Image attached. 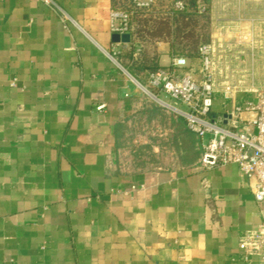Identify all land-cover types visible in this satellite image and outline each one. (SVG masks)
Wrapping results in <instances>:
<instances>
[{
    "label": "crops",
    "instance_id": "crops-1",
    "mask_svg": "<svg viewBox=\"0 0 264 264\" xmlns=\"http://www.w3.org/2000/svg\"><path fill=\"white\" fill-rule=\"evenodd\" d=\"M49 1L0 0V264H245L239 239L260 222L247 179L202 169L195 134L135 82L174 55L198 73L174 45L173 0L129 43L111 41L124 0ZM204 1L201 43L262 73L264 0ZM231 105L214 94L213 112Z\"/></svg>",
    "mask_w": 264,
    "mask_h": 264
},
{
    "label": "built area",
    "instance_id": "built-area-1",
    "mask_svg": "<svg viewBox=\"0 0 264 264\" xmlns=\"http://www.w3.org/2000/svg\"><path fill=\"white\" fill-rule=\"evenodd\" d=\"M42 1L50 3L49 0ZM156 1L124 0L110 13L112 33L128 34L131 39L137 32V18L146 17ZM190 1L173 0L171 12L198 15L207 12L204 0H194L193 4ZM62 20L67 18L63 15ZM227 48L212 42L201 43L197 48V74L192 66L188 67L185 56L174 55L168 66L148 72L144 82H135L146 98L171 110L174 117L182 118L187 130L195 134L201 150L197 164L202 169L232 164L247 179L259 208L260 222L254 229L243 233L239 248L245 264H264V92L248 90L254 94V99L238 105L234 98L243 89L238 90L227 81L218 84L217 75L227 76L234 71L230 64L236 59L229 58L225 52ZM218 91L232 101L231 107L222 113L213 112L214 94ZM161 95L182 105L185 110L167 104Z\"/></svg>",
    "mask_w": 264,
    "mask_h": 264
},
{
    "label": "rangeland",
    "instance_id": "rangeland-1",
    "mask_svg": "<svg viewBox=\"0 0 264 264\" xmlns=\"http://www.w3.org/2000/svg\"><path fill=\"white\" fill-rule=\"evenodd\" d=\"M194 0H191V4H193ZM193 7V6H191ZM189 14V13H188ZM207 12L199 17H185L180 18L179 22L180 26H182L181 31L179 32L178 40L175 41V46L178 49H181L184 52V55L191 54L197 52V48L199 47L201 42H205V38L207 35ZM148 16L138 17L140 20H147ZM162 22V21H157ZM141 35H148L149 32L146 29H141ZM223 58L220 60L222 63ZM253 60L242 59V60H233L230 64L231 68L234 69L232 73H229L227 76L217 75L216 79L219 85H222L223 82L227 81L232 86H236L238 90H257L259 92H264V71L259 74L255 73L253 70H250V66ZM258 65L264 67V59H262ZM246 67V69H244ZM227 77V78H225ZM141 82V81H140ZM163 100L168 101L167 98H164L163 95L160 96ZM152 100V99H150ZM153 102V101H151ZM164 114L168 117L175 116V114L169 110L164 109ZM153 130L156 132L155 127ZM163 131L157 134L158 137L162 136ZM207 140V138L205 139Z\"/></svg>",
    "mask_w": 264,
    "mask_h": 264
},
{
    "label": "water",
    "instance_id": "water-1",
    "mask_svg": "<svg viewBox=\"0 0 264 264\" xmlns=\"http://www.w3.org/2000/svg\"><path fill=\"white\" fill-rule=\"evenodd\" d=\"M111 41L113 43H129L130 36L128 34H123V35L113 34L111 36Z\"/></svg>",
    "mask_w": 264,
    "mask_h": 264
},
{
    "label": "trees",
    "instance_id": "trees-1",
    "mask_svg": "<svg viewBox=\"0 0 264 264\" xmlns=\"http://www.w3.org/2000/svg\"><path fill=\"white\" fill-rule=\"evenodd\" d=\"M180 16H182V18H185V17L187 18L189 16V14L180 13ZM189 17H191V16H189ZM181 28H182V26L178 25V27L176 28V31L180 32ZM154 35H157V32Z\"/></svg>",
    "mask_w": 264,
    "mask_h": 264
}]
</instances>
